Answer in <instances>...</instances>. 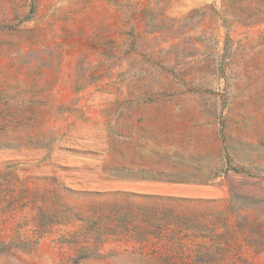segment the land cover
Returning a JSON list of instances; mask_svg holds the SVG:
<instances>
[{"label": "rangeland", "instance_id": "374dc122", "mask_svg": "<svg viewBox=\"0 0 264 264\" xmlns=\"http://www.w3.org/2000/svg\"><path fill=\"white\" fill-rule=\"evenodd\" d=\"M0 264H264V0H0Z\"/></svg>", "mask_w": 264, "mask_h": 264}]
</instances>
